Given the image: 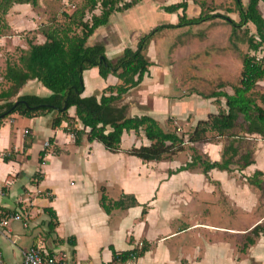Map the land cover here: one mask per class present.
<instances>
[{
    "label": "crops",
    "instance_id": "obj_1",
    "mask_svg": "<svg viewBox=\"0 0 264 264\" xmlns=\"http://www.w3.org/2000/svg\"><path fill=\"white\" fill-rule=\"evenodd\" d=\"M35 8L13 4L5 15V31L11 33L0 34V90L8 85L3 78L7 59L16 57L17 49L27 50L29 41H45L41 29L51 22L40 21ZM258 10L264 18V3L259 2ZM231 17L237 20L236 12ZM129 22L109 21L95 30L87 44H102L107 59L115 62L125 48L132 44L131 49H135L139 39L155 28V22L145 21L147 31L140 35L141 26ZM166 24L177 23L162 25ZM129 40L132 43L124 45ZM152 41L145 54L151 63L148 73L115 102L119 108L126 107L127 117H152L164 130L172 121L178 124L179 132L187 133L199 120L225 109L223 97L217 103L215 98H208L209 94L200 98L179 94L174 87L173 67L160 65L150 55ZM255 55L260 58L263 52ZM236 59L232 53L216 67L218 76L210 80L224 86L215 91L233 94L241 72L238 66L230 65ZM120 83L114 75L102 78L97 67L87 69L83 72L82 96L99 98L108 86ZM255 91L264 93V78L257 82ZM50 93L37 80H28L18 95L45 97ZM258 105L263 107L259 101ZM68 114L76 119V127L82 128L74 107ZM55 116V111L32 117L14 113L0 124V211L19 212L26 218V226L12 221L0 229V259L4 264L19 262L31 247L48 254L64 252L67 264H121L113 252L139 248L143 242L149 244V250L124 264H264V184L259 189L247 181L256 171L262 173L260 179L264 181V136L246 133L245 122H239L229 138L186 142L170 159L143 161L127 153L132 147L151 144L143 130L124 132L119 151L111 152L96 140L88 141L86 134L76 144L73 134L66 131V122L53 128ZM185 123L190 130H184ZM232 141L238 153L229 170L214 168L206 176L196 166L177 172L190 161L192 149L211 162L221 161L224 146ZM248 150L254 162L240 169L239 157ZM41 151H45L43 163H39ZM101 191L113 201L130 195L137 204L108 214L100 205ZM45 208H51L57 218L52 220V231ZM257 226L254 243L244 248L246 238L253 237L251 231Z\"/></svg>",
    "mask_w": 264,
    "mask_h": 264
},
{
    "label": "trees",
    "instance_id": "obj_2",
    "mask_svg": "<svg viewBox=\"0 0 264 264\" xmlns=\"http://www.w3.org/2000/svg\"><path fill=\"white\" fill-rule=\"evenodd\" d=\"M237 20L221 13H200L197 17L187 18V3H172L163 7L167 13L182 11L175 25L166 24L153 28L142 36L135 49L125 48L120 58L111 62L105 55V47L102 44L88 45L87 40L95 30L110 21L115 12H123L130 9L136 2L124 0H84L81 5L75 7L71 13L63 12V21H53L44 26L41 31L45 36L43 43L28 42L27 50H20L16 57L7 59L3 78L8 84L0 90V124L3 119L11 114L18 113L22 116L56 112L53 118V128L67 123L66 131L74 136L76 144L84 134L88 141L100 142L107 150L117 152L120 148L121 136L130 130L138 133L144 131L146 138L151 142L149 146L132 147L128 154L136 156L143 161H161L170 159L177 152L182 151L184 144L203 141H212L218 137H231L232 131L238 123L246 125L245 132L264 136V93L255 91L256 84L264 78V18L258 10L259 2L264 0H248L244 5L242 0H232ZM13 4H29L37 7L39 0H0V34L7 29V24L2 21ZM100 9L99 14L94 11ZM87 13L90 18L86 19ZM221 18L231 26L232 34L241 31L244 35L242 42L247 44L248 52L242 56V68L237 85L233 86V94L224 91H212L208 98L225 99V109L219 108L216 114H209L206 119L199 120L187 140L179 135L176 130H164L159 123L149 116H126V107H117L115 102L129 89L138 86L151 66L145 55L146 48L157 31L163 28L179 27L186 24H194ZM263 52L262 57L255 54ZM249 52L255 53L250 54ZM97 67L99 75L106 78L114 75L121 83L108 86L106 91L97 98L96 96H82L84 91L83 72ZM28 80H37L51 93L41 97L35 95H18L19 90ZM224 83L217 85L222 88ZM15 98V99H13ZM258 101L263 105H258ZM75 108V114L82 128L76 127L77 121L69 116L68 110ZM239 137V136H238ZM240 138V137H239ZM52 140H50L51 142ZM230 142L224 146L221 161L211 162L207 157H202L195 149L191 159L185 165L177 169V172L193 169L196 166L202 168V173H207L214 168L229 170L238 148ZM39 163H43L45 151L39 153ZM239 168L243 169L254 161L252 152L246 151L239 157ZM262 173L256 171L247 178L249 184L262 189L264 181L260 179ZM40 174H35L37 180ZM137 203L130 195H123L118 200L107 198L101 191L100 205L106 213L113 209L128 208ZM50 221L49 230H53L56 220L55 212L51 208H45ZM259 227L251 231L253 237L248 236L244 248L254 243V237L258 236ZM71 244L74 242L68 240ZM149 250V244L143 242L141 247L129 251L114 254V259L121 262L134 260L141 257Z\"/></svg>",
    "mask_w": 264,
    "mask_h": 264
},
{
    "label": "rangeland",
    "instance_id": "obj_3",
    "mask_svg": "<svg viewBox=\"0 0 264 264\" xmlns=\"http://www.w3.org/2000/svg\"><path fill=\"white\" fill-rule=\"evenodd\" d=\"M84 0H39L41 5L34 9L40 21H63V12L71 13L76 6L81 5ZM125 2L134 1L130 9L123 12H115L111 15L110 21H130L131 26H141L138 32L143 35L147 30L144 27L145 21L155 22L154 26H160L170 21L178 23L182 11L167 13L163 7L172 3L186 2L187 18L197 17L200 13H221L231 17L233 12L227 9H234L232 0H124ZM248 0H244L246 5ZM25 10L23 13H27ZM100 13V9L94 11ZM22 14V13H20ZM90 18L87 13L86 19ZM36 19V17H34ZM5 21V16H2ZM127 28V24L124 22ZM41 29V27H40ZM39 29V30H40ZM165 32H156L153 35L154 41L149 46L150 55L161 65L173 67V76L175 77V88L179 94H193V97H204L210 94L218 87L215 80H210L217 75L218 68L223 57H229L232 53L237 55L236 61L231 63V67L238 66V71L242 66V56L248 51L247 44L242 42L244 35L238 31L236 35L232 34L231 26L221 18H213L203 22L186 24L179 27H169L160 29ZM4 33H11L9 30ZM23 34V33H21ZM129 40L124 45H130ZM132 48L133 45L131 44ZM14 52V55L18 54ZM147 52L145 51V54ZM238 62V63H237ZM235 71V68H234ZM236 72V71H235ZM218 76V75H217ZM217 80V78H216ZM195 95V96H194ZM195 99V98H194ZM216 102V101H215ZM193 103V102H192ZM177 125L172 123L169 130H176L185 140L187 133L177 130ZM185 131L190 130L189 124H184ZM112 194V192H111Z\"/></svg>",
    "mask_w": 264,
    "mask_h": 264
},
{
    "label": "built area",
    "instance_id": "obj_4",
    "mask_svg": "<svg viewBox=\"0 0 264 264\" xmlns=\"http://www.w3.org/2000/svg\"><path fill=\"white\" fill-rule=\"evenodd\" d=\"M27 131H25L26 133ZM48 146V142L45 143ZM2 185L0 183V194ZM12 221L21 222L26 226V218L19 212L3 213L0 211V229L7 227ZM67 254L60 253H45L40 248L31 247L22 253V259L14 264H67ZM0 264H4L0 259Z\"/></svg>",
    "mask_w": 264,
    "mask_h": 264
}]
</instances>
